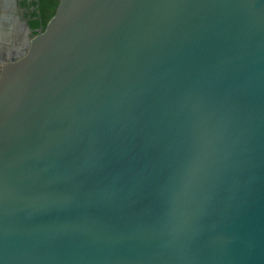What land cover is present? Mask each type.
Wrapping results in <instances>:
<instances>
[{"label":"water","instance_id":"95a60500","mask_svg":"<svg viewBox=\"0 0 264 264\" xmlns=\"http://www.w3.org/2000/svg\"><path fill=\"white\" fill-rule=\"evenodd\" d=\"M0 264H264V0H59L1 41Z\"/></svg>","mask_w":264,"mask_h":264},{"label":"flooded vegetation","instance_id":"af4514ba","mask_svg":"<svg viewBox=\"0 0 264 264\" xmlns=\"http://www.w3.org/2000/svg\"><path fill=\"white\" fill-rule=\"evenodd\" d=\"M3 9H0V25L9 28L12 24V32L0 31V39L5 44L16 41L24 45L26 37L36 34L43 28L42 24L32 25L31 21L39 20L38 0H2ZM27 23L28 26H24ZM0 41V43H1Z\"/></svg>","mask_w":264,"mask_h":264},{"label":"trees","instance_id":"16d2710c","mask_svg":"<svg viewBox=\"0 0 264 264\" xmlns=\"http://www.w3.org/2000/svg\"><path fill=\"white\" fill-rule=\"evenodd\" d=\"M59 0H38L39 20L31 21L32 25L42 24L43 28L55 12Z\"/></svg>","mask_w":264,"mask_h":264},{"label":"crops","instance_id":"0c3cea01","mask_svg":"<svg viewBox=\"0 0 264 264\" xmlns=\"http://www.w3.org/2000/svg\"><path fill=\"white\" fill-rule=\"evenodd\" d=\"M12 28H13V26H12V24H11V26L9 27V28H4V27H2L1 25H0V31H1V33H5V31H3V30H8L7 32L9 33V32H12Z\"/></svg>","mask_w":264,"mask_h":264}]
</instances>
